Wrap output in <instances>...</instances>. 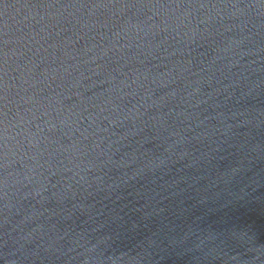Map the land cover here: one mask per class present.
<instances>
[{"label": "water", "instance_id": "obj_1", "mask_svg": "<svg viewBox=\"0 0 264 264\" xmlns=\"http://www.w3.org/2000/svg\"><path fill=\"white\" fill-rule=\"evenodd\" d=\"M0 264H264V0H0Z\"/></svg>", "mask_w": 264, "mask_h": 264}]
</instances>
